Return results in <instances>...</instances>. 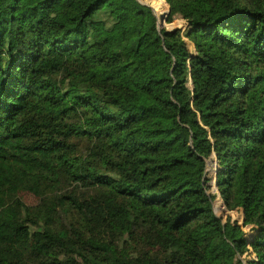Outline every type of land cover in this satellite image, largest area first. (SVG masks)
Instances as JSON below:
<instances>
[{
    "label": "trees",
    "instance_id": "1",
    "mask_svg": "<svg viewBox=\"0 0 264 264\" xmlns=\"http://www.w3.org/2000/svg\"><path fill=\"white\" fill-rule=\"evenodd\" d=\"M159 1L0 0V264H264V0Z\"/></svg>",
    "mask_w": 264,
    "mask_h": 264
},
{
    "label": "rangeland",
    "instance_id": "2",
    "mask_svg": "<svg viewBox=\"0 0 264 264\" xmlns=\"http://www.w3.org/2000/svg\"><path fill=\"white\" fill-rule=\"evenodd\" d=\"M142 5L149 6L152 9L154 8L153 5L158 8L161 4L159 0H138ZM165 1V0H164ZM166 2V1H165ZM153 4V5H151ZM167 4V3H166ZM169 5L167 4L166 6H163L161 8V11L163 12V16L160 17L157 14L158 17V24L160 25V30L161 29H166L168 31H174L176 29L182 30V32H185L187 29V22L182 19H176L172 23L167 22L168 18V11H169ZM154 10V9H153ZM119 14L122 15V23H127L128 19L126 15H123L122 12ZM186 42L189 46L190 50H194L193 43H191L189 40L186 39ZM215 156L213 157L212 161H209L208 166H207V178L209 179L208 186H209V193L214 195V200H213V205H214V210L215 213L218 217H221L223 220L224 224V230L227 234H230L232 232V229L234 226H239L241 229L244 231V235L242 237V240L245 242V239L253 234H257L256 227L250 226V225H245V212L241 207H237L235 210H227L225 206V202L223 199V196L221 195L218 186H217V162L215 161ZM221 197L222 199V205H220L219 208L216 207V200L218 197ZM21 198L22 200L28 204V205H34L37 203V199L30 193L24 192L21 193ZM254 235V236H255ZM254 238V237H253ZM252 259H257L256 254L253 251V249L250 247L249 244H246L245 247V253L241 256V260L243 261V264H250L252 263ZM251 261V262H250Z\"/></svg>",
    "mask_w": 264,
    "mask_h": 264
},
{
    "label": "water",
    "instance_id": "3",
    "mask_svg": "<svg viewBox=\"0 0 264 264\" xmlns=\"http://www.w3.org/2000/svg\"><path fill=\"white\" fill-rule=\"evenodd\" d=\"M170 14V8H169V11H168V15ZM167 15V16H168ZM159 25V24H158ZM159 29H160V25H159ZM215 158H216V156H215ZM215 161L217 162V159H215ZM215 211V210H214ZM259 261V259L257 258V260H256V262H258Z\"/></svg>",
    "mask_w": 264,
    "mask_h": 264
},
{
    "label": "bare ground",
    "instance_id": "4",
    "mask_svg": "<svg viewBox=\"0 0 264 264\" xmlns=\"http://www.w3.org/2000/svg\"><path fill=\"white\" fill-rule=\"evenodd\" d=\"M154 9V8H153ZM155 10V9H154Z\"/></svg>",
    "mask_w": 264,
    "mask_h": 264
}]
</instances>
